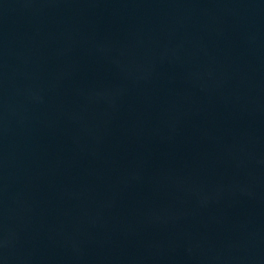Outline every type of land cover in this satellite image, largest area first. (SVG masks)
<instances>
[{
  "label": "water",
  "instance_id": "obj_1",
  "mask_svg": "<svg viewBox=\"0 0 264 264\" xmlns=\"http://www.w3.org/2000/svg\"><path fill=\"white\" fill-rule=\"evenodd\" d=\"M0 264H264V0H0Z\"/></svg>",
  "mask_w": 264,
  "mask_h": 264
}]
</instances>
